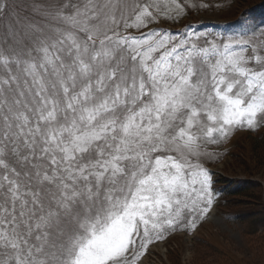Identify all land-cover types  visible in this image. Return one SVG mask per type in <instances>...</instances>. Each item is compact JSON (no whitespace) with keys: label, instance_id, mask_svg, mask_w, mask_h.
Segmentation results:
<instances>
[{"label":"snow or ice","instance_id":"obj_1","mask_svg":"<svg viewBox=\"0 0 264 264\" xmlns=\"http://www.w3.org/2000/svg\"><path fill=\"white\" fill-rule=\"evenodd\" d=\"M173 4L162 15L178 19L184 6ZM11 7L0 0V15ZM153 9L140 0L34 5L46 26L17 16L6 31L0 264H136L211 209L202 145L264 123V56L248 35L257 29L121 35V25L155 22Z\"/></svg>","mask_w":264,"mask_h":264},{"label":"rangeland","instance_id":"obj_2","mask_svg":"<svg viewBox=\"0 0 264 264\" xmlns=\"http://www.w3.org/2000/svg\"><path fill=\"white\" fill-rule=\"evenodd\" d=\"M245 1L179 0L184 12L178 19H173L162 15L174 8L173 0H140L158 7L159 11L153 9L156 21L139 30H125L121 25L120 33L140 36L149 30H159L182 36L185 32L195 31L206 33L209 38H222L256 28L254 37L251 32L248 35L257 46V54L264 56V36L260 35V30L264 29V12L243 14V8L247 6ZM85 2L8 0L12 7L7 15H0V41L6 31L11 34L17 25V16L46 26L42 17L32 14L34 5H83ZM66 11L71 12L72 8ZM17 39L30 38L18 35ZM199 43L203 45V39ZM245 55H253L251 47ZM250 64L255 65V61ZM202 152L205 154L199 157V163L212 178L214 200L211 209L194 231L177 230L166 239L150 244L136 264H264V123L254 130L239 128L218 144H203ZM243 180L252 184L240 195L226 198L218 189L225 182L237 184Z\"/></svg>","mask_w":264,"mask_h":264},{"label":"trees","instance_id":"obj_3","mask_svg":"<svg viewBox=\"0 0 264 264\" xmlns=\"http://www.w3.org/2000/svg\"><path fill=\"white\" fill-rule=\"evenodd\" d=\"M245 5H247V6L243 8L245 10L243 14L250 15L253 12H257V11L264 9V0H246ZM240 183L234 184L233 181L232 182L228 181V182H225L222 185H220L222 187H220V188L218 187V189L227 198L229 196H235V195L242 194V192L247 190L248 187H250L252 184L248 180H246V181L243 180ZM238 184H240V185H238ZM253 224L256 225L257 223H253Z\"/></svg>","mask_w":264,"mask_h":264}]
</instances>
